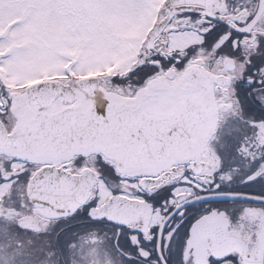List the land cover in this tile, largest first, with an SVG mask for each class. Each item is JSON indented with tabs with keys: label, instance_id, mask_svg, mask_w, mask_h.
I'll list each match as a JSON object with an SVG mask.
<instances>
[{
	"label": "snow or ice",
	"instance_id": "obj_1",
	"mask_svg": "<svg viewBox=\"0 0 264 264\" xmlns=\"http://www.w3.org/2000/svg\"><path fill=\"white\" fill-rule=\"evenodd\" d=\"M18 184L93 264H264V0H0Z\"/></svg>",
	"mask_w": 264,
	"mask_h": 264
},
{
	"label": "flooded vegetation",
	"instance_id": "obj_2",
	"mask_svg": "<svg viewBox=\"0 0 264 264\" xmlns=\"http://www.w3.org/2000/svg\"><path fill=\"white\" fill-rule=\"evenodd\" d=\"M226 115L221 112L213 121L222 139ZM9 191L0 189V264H93L95 229L79 220L57 223L50 214L21 208L26 202L22 184Z\"/></svg>",
	"mask_w": 264,
	"mask_h": 264
}]
</instances>
